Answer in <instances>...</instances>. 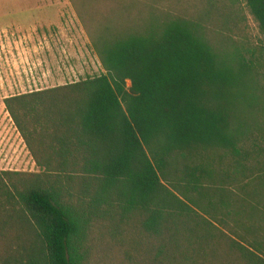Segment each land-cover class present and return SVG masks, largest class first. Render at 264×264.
<instances>
[{
  "label": "trees",
  "instance_id": "16d2710c",
  "mask_svg": "<svg viewBox=\"0 0 264 264\" xmlns=\"http://www.w3.org/2000/svg\"><path fill=\"white\" fill-rule=\"evenodd\" d=\"M87 29L105 74L4 100L41 173L0 172V264H85L108 220L142 264H264V66L150 9Z\"/></svg>",
  "mask_w": 264,
  "mask_h": 264
},
{
  "label": "rangeland",
  "instance_id": "374dc122",
  "mask_svg": "<svg viewBox=\"0 0 264 264\" xmlns=\"http://www.w3.org/2000/svg\"><path fill=\"white\" fill-rule=\"evenodd\" d=\"M75 2L82 8L86 24L70 0H0V119H11L4 105L8 97L105 74L87 28L107 22L122 26L130 19L137 22L149 9L158 15L188 19L200 26L216 50H238L264 66V37L241 0ZM18 133L16 130V138ZM15 166L8 172L41 173L27 147ZM92 225L83 249L85 264H142L148 246L134 222L122 225L108 220Z\"/></svg>",
  "mask_w": 264,
  "mask_h": 264
},
{
  "label": "crops",
  "instance_id": "0c3cea01",
  "mask_svg": "<svg viewBox=\"0 0 264 264\" xmlns=\"http://www.w3.org/2000/svg\"><path fill=\"white\" fill-rule=\"evenodd\" d=\"M70 77L72 81V76L70 75ZM71 84H75V82L72 81ZM63 86L64 85L59 84L58 87ZM16 130L12 119H0V172L14 171L16 167L15 164L21 160L22 155L25 153L26 145H23L24 141L19 133L18 138H16ZM17 170L18 169H16V171Z\"/></svg>",
  "mask_w": 264,
  "mask_h": 264
}]
</instances>
